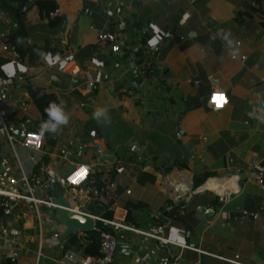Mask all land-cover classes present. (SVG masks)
Returning <instances> with one entry per match:
<instances>
[{"label":"crops","instance_id":"1","mask_svg":"<svg viewBox=\"0 0 264 264\" xmlns=\"http://www.w3.org/2000/svg\"><path fill=\"white\" fill-rule=\"evenodd\" d=\"M32 1L23 12L27 2L20 9L17 3L0 5V35L21 24L28 45L71 60L65 69L41 59L26 67L0 38V64L26 67L24 82L0 87L1 106L11 113V133L22 140L41 119L28 84L65 102L67 131L64 126L53 135L55 147L38 175L44 167L63 175L72 165L91 166L88 185L98 188L100 178L98 189L108 187V195L101 205L90 202L88 211L101 215L107 209L138 231L109 227L117 241L112 264H264V187L248 179L249 167L264 158V0H50L57 14L45 18L43 0ZM221 30L231 34V48L217 35ZM102 32L116 36L117 51L99 42ZM156 34H163L162 41L150 48L147 41ZM97 69L102 79L89 87ZM214 90L228 98L220 110L209 102ZM100 109L107 115L98 122L94 113ZM42 155L2 139L0 177H32ZM237 171L238 189L229 197L201 188L226 184ZM202 174L208 178L196 186ZM128 203L132 220L126 222ZM172 209L173 217L164 214ZM40 211L54 217L45 206ZM0 221L23 236L16 264H60L61 249L48 244L60 224L22 206L2 211ZM169 226L182 229L194 249L151 236ZM40 228L46 241L38 256ZM71 238L69 246L83 254L88 238ZM8 250L0 242V264Z\"/></svg>","mask_w":264,"mask_h":264},{"label":"built area","instance_id":"2","mask_svg":"<svg viewBox=\"0 0 264 264\" xmlns=\"http://www.w3.org/2000/svg\"><path fill=\"white\" fill-rule=\"evenodd\" d=\"M57 12H54L56 15ZM0 38L5 40L4 34L0 35ZM163 34H156L154 38L147 42L155 48L162 41ZM98 40L100 43L109 42L111 43L112 50L119 49V42L116 36L111 32H102L99 34ZM154 40V41H152ZM3 49H7V45H3ZM48 59L42 61L48 67H56L58 69H65L70 60L71 56L66 55L62 57L59 54L45 53ZM91 63L96 67H102V61L98 59H92ZM5 65H11V69L8 73L4 70ZM25 69L19 63L14 61H5L0 64V87L8 88L12 87L15 83H21L25 81ZM102 79L101 72L97 69L94 79L88 82L89 87H93L96 83H100ZM194 85L199 86V81L195 80ZM209 102L213 109L220 110L228 103V98L225 93L219 90H214L209 98ZM11 113L1 106L0 101V141L6 139L12 146L14 143L19 142L24 148L32 151H41L43 146V136L36 132L24 130L22 133V140H17L16 137L11 133V127L9 126ZM97 155L100 153V149L96 151ZM92 172L90 165L76 164L72 165L63 175L58 174L50 167H44L41 175L37 177H29L25 174H21L19 177H15L10 174H5L0 177V206H3V211H12L19 206L24 207L26 210H32L37 218L44 217L47 223L59 224L53 216H43L40 207L45 206L51 209L53 214L56 209V205L53 203V194L49 190V187L53 184H57L62 190L65 199L68 201L70 211L82 214L86 217L95 219L96 223L101 222L103 225L108 227H119L130 231L138 232L135 229L128 228L123 223L116 221L115 219L104 218L101 215L93 214L88 211V205L90 202L96 205H101L107 199V188L101 189L95 188L89 184V177ZM229 181L226 184L212 188L207 183L201 188L213 191L217 195L230 196L238 189L239 171L229 175ZM248 179L252 180L255 184L260 187H264V158L261 162L255 163L249 167ZM46 190V191H45ZM130 192L127 191V194ZM27 212V211H24ZM61 231H55L49 238V245L53 247H59L61 249V257L58 260L60 264H112L115 251H116V238L110 230L103 228H97L99 232V255L98 256H85L78 253L75 249L71 248L67 243V238L61 237ZM94 229H96V224ZM151 235V234H150ZM163 244L177 246L183 249H194L189 246L184 237V231L178 227L169 226L166 232L161 236L151 235ZM69 237H87L85 231H78L70 235ZM68 237V238H69ZM21 231L17 227H13L4 224L0 221V242L2 245L8 247L7 260L10 263L5 262L4 264H16L19 253L21 251ZM37 240V255H42V248L46 241L41 228L36 235ZM68 244V245H67Z\"/></svg>","mask_w":264,"mask_h":264},{"label":"trees","instance_id":"3","mask_svg":"<svg viewBox=\"0 0 264 264\" xmlns=\"http://www.w3.org/2000/svg\"><path fill=\"white\" fill-rule=\"evenodd\" d=\"M27 1L28 0H1L0 5L6 6L9 8L11 3H17V9H20ZM41 4L46 5V9L44 11L40 10L41 17H43V18L49 17L50 13L55 11L56 4L53 1L43 0L40 2V5ZM260 11H262L260 7L255 9V12L260 13ZM263 15H264V11H263ZM18 37L24 38V42L21 44H18L17 43ZM27 37L28 36L26 34L24 26L20 24L9 32V34L6 38V42H8V43L10 42L14 46V49L18 53L19 58L26 65V67H32L39 59L42 60V57H41V55H37L38 52L41 53L40 51H38L34 46L27 44ZM144 43H145V39H144ZM107 52H108V55L110 58L114 57V55L110 49H108ZM128 55H129V52H125L123 56L127 57ZM147 71H148V69H147ZM27 90H28L31 98H33L34 102L36 103L38 110H39V113H40V117H41L40 121L37 124H35L34 126H32L30 128V130H31V132H36V133L40 134L39 127H40L41 122L46 121L48 119V116L45 113V108L49 105L50 102L55 101L56 98L52 94H47V93L41 92L42 88L38 87L34 84H28ZM53 135L54 134H51V133H47L45 135H42L43 136V146H42L43 155H42L41 160L34 165L32 177H37L39 169L42 166V164L48 163L49 154L53 151L55 144H56L55 141L52 139ZM207 178H208L207 174L200 175L199 179L196 181V186L199 183L202 184L204 182V180H206ZM96 186L98 188L103 186V182L100 181V178H98V181L96 182ZM1 201H2V199L0 198V202ZM132 205H133L132 203L127 204L128 212L126 215V222H129L130 220H132V216H131ZM2 211H3V206H0V215H1ZM174 212H175V210L172 209L169 212L164 211V214L168 215L169 217H173ZM101 216L104 218L111 219L112 213L109 210L104 209L101 213ZM175 216L177 218L176 214H175ZM97 228H103L106 230H110L108 226L103 225L101 222H97L96 223V229L85 231V233L87 235L86 238H88V241H87V243H85V245L81 246V249L83 251V255H85V256H98L99 255V232L97 231ZM70 239L72 240L71 237H70ZM5 262L10 263L9 259Z\"/></svg>","mask_w":264,"mask_h":264},{"label":"water","instance_id":"4","mask_svg":"<svg viewBox=\"0 0 264 264\" xmlns=\"http://www.w3.org/2000/svg\"><path fill=\"white\" fill-rule=\"evenodd\" d=\"M33 1L29 0L22 9L26 11ZM49 190L53 194V203L57 206L53 212L55 220L61 225L63 239L68 238L78 231H89L94 229L96 221L93 218L86 217L82 214L68 210V201L65 199L62 190L57 184H53L49 187ZM46 191V190H45Z\"/></svg>","mask_w":264,"mask_h":264},{"label":"clouds","instance_id":"5","mask_svg":"<svg viewBox=\"0 0 264 264\" xmlns=\"http://www.w3.org/2000/svg\"><path fill=\"white\" fill-rule=\"evenodd\" d=\"M191 36H194L195 34H190ZM217 35L223 36V41H226V46L231 48L234 44V41L230 38V33L224 32L221 30L220 33H217ZM24 42V38L18 37L17 43L21 44ZM37 55H41L43 59H48L47 56L43 55L42 53H37ZM233 55H235V50L233 51ZM6 73L9 72L11 69V65H5L3 66ZM45 113L48 116V119L46 121H42L39 127V131L41 135H45L47 133L51 134H57L64 126H67L70 122V116L65 111V102L61 100L59 103L52 101L49 103V105L45 108ZM101 114H106V110L100 109L97 110L94 113V119H97V117ZM108 117V116H107ZM99 122V121H98ZM108 124L111 123V120L108 118Z\"/></svg>","mask_w":264,"mask_h":264},{"label":"rangeland","instance_id":"6","mask_svg":"<svg viewBox=\"0 0 264 264\" xmlns=\"http://www.w3.org/2000/svg\"><path fill=\"white\" fill-rule=\"evenodd\" d=\"M63 128H64V127H63ZM63 128H62V129H63ZM66 131H67V126H66ZM52 137H54V136H52ZM92 147H93V148H96L97 146H96V145H92ZM11 154H12V151L9 152V155H11ZM12 156H13V154H12Z\"/></svg>","mask_w":264,"mask_h":264}]
</instances>
